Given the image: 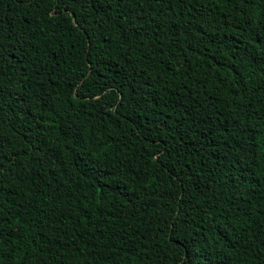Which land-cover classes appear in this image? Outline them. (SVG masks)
Wrapping results in <instances>:
<instances>
[{
    "label": "trees",
    "instance_id": "1",
    "mask_svg": "<svg viewBox=\"0 0 264 264\" xmlns=\"http://www.w3.org/2000/svg\"><path fill=\"white\" fill-rule=\"evenodd\" d=\"M50 8L0 0V264H264V0Z\"/></svg>",
    "mask_w": 264,
    "mask_h": 264
},
{
    "label": "snow or ice",
    "instance_id": "2",
    "mask_svg": "<svg viewBox=\"0 0 264 264\" xmlns=\"http://www.w3.org/2000/svg\"><path fill=\"white\" fill-rule=\"evenodd\" d=\"M21 2H23V0H21ZM51 2V8L49 9L50 13L54 16H58V17H63L65 15V13H67L69 16H71L74 20V22L79 23V21L76 19L75 14L70 11V8L76 4L83 6H91L93 8L97 7V4L100 2V0H50ZM113 2L116 4V8L117 11H121L122 9H126L129 8V5H133V4H139L140 0H113ZM144 3H149L151 4L153 2V0H143ZM181 2L183 3L184 0H181ZM190 2V0H189ZM239 3L242 4H250V3H255L257 2V0H238ZM188 4L185 3V7H187ZM108 7H112V3L108 4ZM132 11H135V8L132 9ZM262 12H264V8L261 9ZM146 17V13H144V9L141 7L140 8V13L137 14V19H145ZM257 19H255L254 21L252 20L251 17H249V27L252 29V31L255 33V35L252 38V45H255L256 48H260L261 44H264V31H260V29H264V15H260L259 13L257 14ZM143 26V25H141ZM132 26H129L130 30ZM260 37L259 40L256 39V37ZM2 47V46H0ZM249 49H251V45L246 46ZM244 50L243 49H239L238 45L234 42L231 46H230V51L229 54L227 56L224 57L225 60V64L224 66L227 67L229 65H235L238 63L237 60H234L233 57H239V58H243L242 57V52ZM2 54V53H0ZM248 55L251 56L252 61H255L257 59V57L255 55H252V52L249 51ZM244 64H240L239 67H243ZM239 67L235 69L236 75L238 77L237 79V83H241L242 82V77H240V73H239ZM261 71H264V67L261 68ZM74 96H78L79 92H74L73 93ZM0 147H2V145H0ZM3 171V164L0 163V172ZM58 211V209H57ZM246 215H249L250 213H245ZM17 225H19V221H17ZM172 230H175V226H172ZM27 231V229H26ZM3 238V233H0V239ZM235 245H233L234 247ZM40 252H43L44 249L41 248L39 249ZM204 253L201 252L200 256H203ZM185 258L190 262L191 261V257L190 256H185ZM17 264H19V262H17Z\"/></svg>",
    "mask_w": 264,
    "mask_h": 264
}]
</instances>
